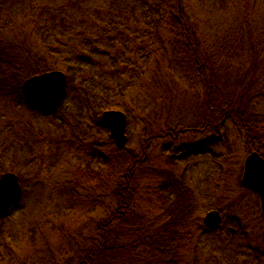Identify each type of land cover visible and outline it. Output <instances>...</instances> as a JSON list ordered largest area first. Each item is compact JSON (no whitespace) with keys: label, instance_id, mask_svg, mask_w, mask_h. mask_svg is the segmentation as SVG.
Masks as SVG:
<instances>
[{"label":"trees","instance_id":"1","mask_svg":"<svg viewBox=\"0 0 264 264\" xmlns=\"http://www.w3.org/2000/svg\"><path fill=\"white\" fill-rule=\"evenodd\" d=\"M63 67L68 96L78 95L74 106L62 103L54 113L67 130L57 150L71 154L73 172L61 190L69 201L83 202L87 224L73 229L55 220L40 234L34 227L31 254L17 256L18 264H228L226 254L230 264H248L250 256L240 259L244 246L227 228L240 229V213L264 220L259 196L242 186L243 172L226 170L242 198L232 196L222 175L214 180L210 172L199 181L212 192L213 210L239 213L208 227L197 216L198 193L187 169L179 171L165 155L152 165L144 151L149 142L138 152L119 149L110 135L102 139L109 131L100 117L110 109L129 117L133 101L126 96L134 89L150 93L155 103L177 95L180 112L170 105L167 118L175 111L180 125L197 124L180 131H208L207 145L224 143L229 154L257 151L264 157V0H0V99L13 97L15 108L43 114L27 103L23 81ZM224 125H232L233 142L221 138ZM145 129L144 138L156 139L172 131ZM222 168L219 163V173ZM6 172L18 175L27 197L29 176L17 156L0 154V177ZM102 200L105 215L96 220L92 213Z\"/></svg>","mask_w":264,"mask_h":264},{"label":"rangeland","instance_id":"2","mask_svg":"<svg viewBox=\"0 0 264 264\" xmlns=\"http://www.w3.org/2000/svg\"><path fill=\"white\" fill-rule=\"evenodd\" d=\"M262 10L263 7L258 10V13H261ZM255 16L260 17L261 15L255 14ZM216 32H220L219 28L216 29ZM63 70L66 73V67H63ZM74 86L76 87L77 84ZM68 95L69 92L66 89L62 103L67 106H74V98L77 97L78 93L75 96ZM152 96L150 93L138 92L135 89L126 96L128 101H133L131 114L127 117V130L130 133L128 136L132 138L126 142L124 148L127 147L130 150L140 152L141 145H147L149 142L151 144L150 148H146L144 151L151 158L152 165L155 166L164 162L165 155L173 157L178 162L176 167L179 171L187 169L189 183L198 193V205L200 208L197 216L200 223L206 225L204 219L208 212L213 210L208 201V194L212 192L206 186L202 187V184L200 186L198 184L199 181L204 176H208L210 172L214 180L222 175V178L229 183L227 186H232L231 188L234 190L232 196L242 198L243 190L237 187L236 178L234 179L232 176L229 178L226 175V170L232 168L234 173L244 172L245 160L250 153L239 150L240 152L237 154H229L226 149L228 145L224 143V145L222 143L205 144L204 142L210 136L208 131H180V128L185 126L193 127L196 123L191 124V121H186L184 125H180L182 124L181 120L176 114L173 115L177 110L180 112L179 99L174 101L177 95L171 96L170 99L163 98V103H155V99ZM0 100V154H4L9 159L17 156L20 167H22L24 173L28 174L27 177L29 176V178H26L27 184H25V187L27 185L30 190L27 197L23 198L24 200L19 206L15 207L11 214L4 219L3 225L0 224V234L3 235L7 242L5 244L0 240V256L3 260L0 261V264H18L19 257L17 256H28L31 254L27 243L32 237L30 230L34 227L37 228V234H40L41 227L45 223L55 222V220H57L55 223L58 225L61 224L59 220L66 224H72L73 229H79L87 223L85 219H82L84 218L82 213L83 202H72L73 200L69 201L68 199L70 196H64L67 192L66 182L73 176V172L69 164V156L71 154L64 149L57 150L59 137L67 132L63 125H59L61 121L57 118L58 116L51 113L41 114L34 112L26 106L15 108L12 103L13 97H11L10 102L3 98ZM259 100L263 103L262 99ZM138 101L141 103L140 106L136 103ZM172 101H174L173 104H171ZM170 105L172 110L175 111L169 113L170 117L167 118ZM166 121H169V123ZM152 127H164L172 131L164 139H156L155 137L144 138L145 128L149 129ZM162 131L160 130L159 132L162 133ZM173 133L178 134L173 136ZM106 137H109V134H101L102 139ZM221 138H228L230 142L235 140L232 125H224ZM145 152L141 156H144ZM186 153H189V155L181 158ZM58 156L60 157L58 158ZM159 159L161 161H158ZM219 163L223 165L221 173H219ZM61 186L66 187L64 188L65 191L61 190ZM59 188L63 194L60 193ZM217 197L213 199V203ZM250 197L248 194V197L244 198V200L248 201ZM92 201L94 202L95 200ZM98 204V207L92 213L96 220L105 215V202L102 200ZM67 206H70L68 215L64 213ZM89 208L92 209L91 206H88L87 209ZM220 213L222 219L218 226L222 224L223 219L228 218L226 221L228 223L235 218L236 214H239L237 209L232 212L227 211L228 215ZM237 217L240 220V229L237 230L231 225H227V228L231 232L230 234L235 235L237 243L244 246L240 251L243 253L241 257L239 256L240 259L250 256L248 264H264V220H261L256 215L249 216L247 212L240 213ZM235 222L237 223V219H235ZM56 233L58 232L56 231ZM218 233L221 236L223 235L222 232ZM46 239L52 240L48 237ZM37 240L39 243L37 244V249L40 248L41 251V246L44 242L41 236H37ZM53 240H56V236H54ZM40 243L42 244L40 245ZM8 253L11 254V257L13 256V261L12 259L10 260ZM226 256L229 258L228 264H230L231 255L228 256L226 254ZM228 258L226 261H228ZM237 264H241V262Z\"/></svg>","mask_w":264,"mask_h":264},{"label":"water","instance_id":"3","mask_svg":"<svg viewBox=\"0 0 264 264\" xmlns=\"http://www.w3.org/2000/svg\"><path fill=\"white\" fill-rule=\"evenodd\" d=\"M67 76L63 71L53 70L27 78L22 86L28 104L44 113H55L62 104L67 89ZM43 85L37 88L36 85ZM100 125L109 131L110 137L116 141L117 147L123 149L128 136L127 116L121 110L104 111L100 117ZM241 183L243 187L256 193L264 215V157L254 151L245 160ZM24 196V189L18 175L6 172L0 177V220L11 209L18 205ZM218 210H211L206 215V225L214 227L221 222Z\"/></svg>","mask_w":264,"mask_h":264},{"label":"bare ground","instance_id":"4","mask_svg":"<svg viewBox=\"0 0 264 264\" xmlns=\"http://www.w3.org/2000/svg\"><path fill=\"white\" fill-rule=\"evenodd\" d=\"M48 72V71H47ZM23 83H24V81H23ZM22 86H23V84H22ZM110 110H114V109H110ZM107 111V110H106ZM125 113V112H124ZM126 114V113H125ZM126 116H127V114H126ZM110 135V134H109ZM111 138V137H110ZM112 139V138H111ZM114 140V139H113ZM115 141V140H114ZM115 143H116V141H115ZM117 145V144H116ZM252 152H254V151H252ZM252 152H250V154L252 153ZM257 152V151H256ZM260 154V153H259ZM243 186V185H242ZM245 188V187H244ZM247 189V188H246ZM249 190V189H248ZM251 191V190H250ZM254 193V192H253ZM256 194V193H255Z\"/></svg>","mask_w":264,"mask_h":264},{"label":"snow or ice","instance_id":"5","mask_svg":"<svg viewBox=\"0 0 264 264\" xmlns=\"http://www.w3.org/2000/svg\"><path fill=\"white\" fill-rule=\"evenodd\" d=\"M36 87L39 89V88H42L43 85H41V84H37Z\"/></svg>","mask_w":264,"mask_h":264}]
</instances>
